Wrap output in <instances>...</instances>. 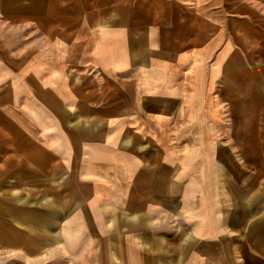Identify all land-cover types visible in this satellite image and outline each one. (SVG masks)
Wrapping results in <instances>:
<instances>
[{
	"label": "crops",
	"instance_id": "obj_1",
	"mask_svg": "<svg viewBox=\"0 0 264 264\" xmlns=\"http://www.w3.org/2000/svg\"><path fill=\"white\" fill-rule=\"evenodd\" d=\"M0 264H264V0H0Z\"/></svg>",
	"mask_w": 264,
	"mask_h": 264
},
{
	"label": "rangeland",
	"instance_id": "obj_2",
	"mask_svg": "<svg viewBox=\"0 0 264 264\" xmlns=\"http://www.w3.org/2000/svg\"><path fill=\"white\" fill-rule=\"evenodd\" d=\"M255 45L257 46V43Z\"/></svg>",
	"mask_w": 264,
	"mask_h": 264
}]
</instances>
